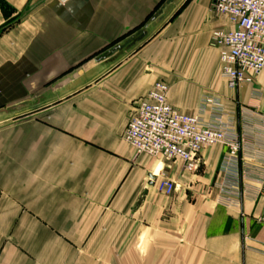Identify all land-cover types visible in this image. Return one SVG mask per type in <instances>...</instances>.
<instances>
[{
  "label": "crops",
  "instance_id": "crops-1",
  "mask_svg": "<svg viewBox=\"0 0 264 264\" xmlns=\"http://www.w3.org/2000/svg\"><path fill=\"white\" fill-rule=\"evenodd\" d=\"M166 1L0 0V113L37 101L0 129V264H264V75L227 87L211 43L226 19L176 0L142 43L95 62ZM156 81L185 114L217 99L236 157L215 145L187 173L137 155L123 131Z\"/></svg>",
  "mask_w": 264,
  "mask_h": 264
},
{
  "label": "built area",
  "instance_id": "built-area-1",
  "mask_svg": "<svg viewBox=\"0 0 264 264\" xmlns=\"http://www.w3.org/2000/svg\"><path fill=\"white\" fill-rule=\"evenodd\" d=\"M212 10L226 19L230 29L214 31L211 43L219 51L221 76L231 90L264 75V0H210ZM169 87L156 81L137 101L123 131V141L137 155L180 162L184 172L196 173L206 148L222 145L235 158L239 142L224 118L217 99L206 96L199 112L185 114L168 101ZM157 179V177H156ZM264 197V174L260 183ZM161 194L175 191L173 182L156 180ZM264 223V217L260 219Z\"/></svg>",
  "mask_w": 264,
  "mask_h": 264
},
{
  "label": "water",
  "instance_id": "water-1",
  "mask_svg": "<svg viewBox=\"0 0 264 264\" xmlns=\"http://www.w3.org/2000/svg\"><path fill=\"white\" fill-rule=\"evenodd\" d=\"M176 0H167L165 6L160 8L147 22L144 24L142 28H140L134 35L129 38L123 40L121 44H117L110 49H108L104 54L96 58L95 62L100 63L103 62L105 65L114 63L117 59L122 57L126 52L135 48L137 45L142 43L150 34L151 30L156 28L170 13L173 8V4ZM35 7V6H34ZM25 11L23 15L28 13L31 9ZM85 77L80 78L78 82H74L72 87H75L77 84L84 82ZM45 99V98H44ZM43 99V100H44ZM37 101H34L32 104H27L25 106L17 107L15 110L20 112L34 104ZM0 115H2L0 113ZM152 178V177H151Z\"/></svg>",
  "mask_w": 264,
  "mask_h": 264
},
{
  "label": "rangeland",
  "instance_id": "rangeland-1",
  "mask_svg": "<svg viewBox=\"0 0 264 264\" xmlns=\"http://www.w3.org/2000/svg\"><path fill=\"white\" fill-rule=\"evenodd\" d=\"M30 108L33 109V106ZM28 112V111H27ZM33 112V111H32ZM32 112H28L27 114H31ZM2 115H0V129L8 127L10 125H15L18 123L19 120L25 117V112H16L14 108H6L2 110ZM29 116V115H28Z\"/></svg>",
  "mask_w": 264,
  "mask_h": 264
}]
</instances>
